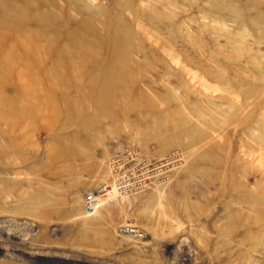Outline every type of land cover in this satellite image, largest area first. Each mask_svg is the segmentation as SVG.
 <instances>
[{
    "label": "rangeland",
    "instance_id": "1",
    "mask_svg": "<svg viewBox=\"0 0 264 264\" xmlns=\"http://www.w3.org/2000/svg\"><path fill=\"white\" fill-rule=\"evenodd\" d=\"M0 264H264V0H0Z\"/></svg>",
    "mask_w": 264,
    "mask_h": 264
},
{
    "label": "built area",
    "instance_id": "2",
    "mask_svg": "<svg viewBox=\"0 0 264 264\" xmlns=\"http://www.w3.org/2000/svg\"><path fill=\"white\" fill-rule=\"evenodd\" d=\"M165 163L149 159L137 147L124 146L112 153L106 163L108 178L86 191L82 196V209L85 215H93L98 207L115 196L128 197L142 191L151 180L164 172ZM137 236L134 227L124 229Z\"/></svg>",
    "mask_w": 264,
    "mask_h": 264
},
{
    "label": "bare ground",
    "instance_id": "3",
    "mask_svg": "<svg viewBox=\"0 0 264 264\" xmlns=\"http://www.w3.org/2000/svg\"><path fill=\"white\" fill-rule=\"evenodd\" d=\"M2 66V65H1ZM2 114V113H1ZM6 117H8V116H6ZM10 121V120H9ZM10 123V122H9ZM113 201V199L112 200H110V201H108V202H105V203H103V204H101L99 207H98V209L100 208V207H102V206H105L106 204L108 205V204H110L111 202ZM98 209H96V211H98ZM95 211V212H96Z\"/></svg>",
    "mask_w": 264,
    "mask_h": 264
},
{
    "label": "crops",
    "instance_id": "4",
    "mask_svg": "<svg viewBox=\"0 0 264 264\" xmlns=\"http://www.w3.org/2000/svg\"><path fill=\"white\" fill-rule=\"evenodd\" d=\"M105 209L102 210V212L104 211Z\"/></svg>",
    "mask_w": 264,
    "mask_h": 264
}]
</instances>
